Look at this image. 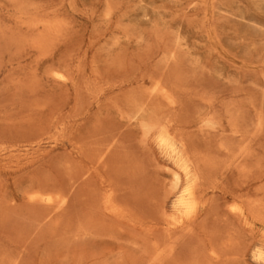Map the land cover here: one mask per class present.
Returning <instances> with one entry per match:
<instances>
[{"label":"rangeland","instance_id":"rangeland-1","mask_svg":"<svg viewBox=\"0 0 264 264\" xmlns=\"http://www.w3.org/2000/svg\"><path fill=\"white\" fill-rule=\"evenodd\" d=\"M15 1L0 0V264H264L246 254L260 239L259 226L225 213L228 189L208 196L215 215L209 207L180 233L167 230L175 168L144 134L145 125L170 116L191 143L214 154L220 145L256 138L258 154L249 164L255 177L245 183L252 192L262 188L264 178L253 182L264 176V0ZM58 70L67 80L53 76ZM161 78L174 106L148 95ZM205 118L211 127L200 133ZM110 126L129 141L117 155L124 163L117 174L131 185L127 217L97 212L101 173L80 179L89 167L86 141L110 135ZM142 134L148 138L141 141ZM36 188L72 191L70 203L58 209L31 202L27 195ZM155 243L174 250L154 256ZM212 250L221 258H210Z\"/></svg>","mask_w":264,"mask_h":264},{"label":"bare ground","instance_id":"bare-ground-1","mask_svg":"<svg viewBox=\"0 0 264 264\" xmlns=\"http://www.w3.org/2000/svg\"><path fill=\"white\" fill-rule=\"evenodd\" d=\"M15 1V0H14ZM16 2V1H15ZM33 8V7H32ZM33 13V12H32ZM21 17V16H20ZM34 17V16H33ZM35 18V17H34ZM37 20V19H36ZM55 20V19H54ZM18 21V20H17ZM33 21V19L31 20V22ZM22 22V21H21ZM24 22V21H23ZM54 23V21H51ZM25 23V22H24ZM28 23V22H27ZM33 23V22H32ZM63 23V22H62ZM26 24V23H25ZM31 23L29 22V25ZM34 24V23H33ZM38 25V24H37ZM31 26H33L31 24ZM48 27V26H47ZM63 29V28H62ZM50 34V33H49ZM51 36V35H50ZM48 37V36H47ZM56 38V37H55ZM42 39V38H41ZM47 39V38H46ZM54 39V38H53ZM48 41V40H47ZM45 53V52H43ZM122 67V66H121ZM107 71V70H106ZM54 73V71H52ZM110 72V71H109ZM112 75V74H111ZM47 76V75H46ZM56 79L61 80V81H65L66 76L60 72L59 70L57 72L54 73L53 75ZM67 80V79H66ZM150 80V78H149ZM163 79H156L153 82V87L150 90V93L148 95L152 96H161L163 97L167 103H169L168 105L170 106H174L175 104V100L173 95L170 93L169 90H167L164 86H163ZM15 85V84H14ZM37 85V84H36ZM95 88H97L95 86ZM39 89V88H38ZM145 90V89H144ZM172 90V89H171ZM98 91V90H97ZM149 91V90H148ZM31 92V91H30ZM104 92V91H103ZM147 92V91H146ZM96 94V93H95ZM100 94V92H99ZM103 94V93H102ZM121 94V93H120ZM32 95V94H31ZM101 95V94H100ZM99 95V96H100ZM123 95V94H122ZM146 96V95H145ZM130 97V96H129ZM202 97V96H201ZM97 98V97H96ZM128 98V97H127ZM37 99V98H36ZM129 99V98H128ZM201 99V98H200ZM211 99V98H209ZM133 100V99H132ZM112 101V99H111ZM110 101V103H112ZM213 101V99H212ZM239 101V100H238ZM109 102V101H108ZM107 102V103H108ZM136 102V101H135ZM134 102V103H135ZM241 102V101H240ZM133 103V104H134ZM211 103V102H210ZM136 104V103H135ZM142 104V103H141ZM147 104V103H146ZM132 106V105H131ZM142 106V105H141ZM117 107V106H116ZM143 108V107H142ZM229 108V107H228ZM136 109V108H135ZM214 109V107H213ZM212 109V110H213ZM211 110V112H212ZM230 110V109H229ZM119 111V110H118ZM210 111V110H209ZM208 111V112H209ZM233 111V110H232ZM120 112V111H119ZM230 112V111H229ZM259 112V111H258ZM122 113V112H121ZM120 113V114H121ZM141 114V113H140ZM62 115V114H61ZM68 115V113H67ZM70 115V114H69ZM122 117H126V115L123 116V114H121ZM189 115H191L189 113ZM216 115V114H215ZM203 116V115H202ZM128 117V115H127ZM170 117V116H169ZM167 117L166 118H159L157 119L155 122H153L150 125H145V133L146 135H150V138L153 139V143L156 146L157 150L159 151V153L165 157L175 168V171H171V169L169 171H171L173 173V181L172 184L170 185V192L168 194V197L165 195V197H167V199H169V196H171V204H172V210H173V214L171 216H169L166 219V224L168 227V231H182V229H184V227H187L188 224H191L194 222H196V220L199 218L200 214L203 212H206V216H208L207 214V210L209 209V207H211L210 209L213 210V212L209 211V215L212 217V214H214V211H218L216 210V203H215V207L213 206V201L209 198L208 196L210 194H216V192H223L225 190L228 189L227 194L228 197L225 198L226 201V205L227 208L225 210V213L230 216L233 217L235 219H237L239 222L243 223L247 226H259L260 228V239H257V243L252 244L251 246L247 247V252H250V256L252 255V257L258 261H262L264 260V184L262 186V188H260L258 186V190L257 191H251V187H249L248 185L246 186V178L250 177H255V176H250L252 175V171L251 168L249 166L250 162H252V160L254 159L255 155V145L257 148L259 147V141L258 143H256V138H252L251 140H245L243 142H241L238 145H235L234 147H228V146H224V145H220L216 154H214V151L209 147V145H204L202 146L199 142V146H197V142L195 143L194 140L190 141V137H188V135H191L190 133L188 135L181 133L180 129L181 126L178 125L176 122H174L173 120H169ZM174 117V116H173ZM211 117H215V116H211ZM58 118V117H57ZM69 118V117H68ZM218 118V117H217ZM56 119V117H55ZM131 119V118H128ZM174 119V118H173ZM175 120V119H174ZM68 121V120H66ZM130 121V120H129ZM51 122V121H50ZM99 122V121H98ZM211 119L209 118H205L202 119L197 126L198 130L201 131L200 133L204 132V130L209 129L211 127ZM216 122V121H215ZM64 123V121H63ZM220 123V122H219ZM230 123V122H229ZM62 124V123H61ZM83 124V123H82ZM100 124V123H99ZM98 124V126H99ZM196 124V123H195ZM233 124V122H232ZM49 125V124H48ZM102 124H100L101 126ZM258 125V124H257ZM264 125V124H263ZM50 127V126H49ZM115 126H113V129L111 128V130L109 131L107 129L108 133H111L110 135L107 136H103L101 138H95L92 139L90 141H86L87 144L85 145L86 151H89V153L86 156V160L89 161V167L87 169H84L80 179H84V178H91L94 176V174H99L101 173L100 176V180H99V191L97 192V199L96 202L94 201V203L97 204L98 207V211L96 209L97 212L100 213H104L110 217H127L128 214L130 216V211L129 208L131 206L129 199L127 198V194H126V186L125 185H130L129 181H127L126 184H124V182L121 179V175H118L117 171H119L120 167L124 164H121L122 161H120L119 158H117L118 155V150L121 148L120 145L123 143H127L125 140L128 141V139L126 137H124V140L121 139V137L118 134H114L117 130L119 131V129ZM126 127V126H125ZM219 127V125H218ZM261 127V125L259 124L258 129ZM263 127V126H262ZM58 128V127H57ZM56 128V129H57ZM77 128V127H76ZM96 127H94L93 130H95ZM107 128V127H106ZM223 128V127H222ZM241 129V127H239ZM49 129V128H48ZM63 129L64 132V127L61 128V130ZM80 129V128H79ZM97 129V128H96ZM102 129V128H100ZM126 129V128H125ZM224 129V128H223ZM226 129V127H225ZM99 130V129H98ZM112 130H116L114 133L111 132ZM122 130V129H121ZM212 130V129H211ZM210 130V131H211ZM231 130V129H230ZM236 130V129H235ZM97 131V130H95ZM94 131V132H95ZM100 131V130H99ZM105 130V126H104V130ZM117 131V132H118ZM197 131V130H196ZM237 131V130H236ZM257 131V129H256ZM261 130H258V132H260ZM263 131V130H262ZM261 131V132H262ZM116 132V133H117ZM212 132V131H211ZM239 132V131H238ZM242 132V131H241ZM24 133V132H22ZM221 133V132H220ZM231 133V132H230ZM236 133V132H235ZM104 134V132H103ZM102 134V135H103ZM130 134V133H129ZM142 134V135H144ZM223 134V133H222ZM233 134V132H232ZM43 135V133H42ZM61 135V134H60ZM124 135V134H123ZM231 135V134H230ZM228 135V136H230ZM257 135V133H256ZM72 136V135H71ZM90 136V135H89ZM195 138L197 137L194 134ZM253 136H255L253 134ZM40 137V136H39ZM60 137V136H59ZM146 136L144 135V137H141V141L143 140V138H145ZM146 137V139L148 138ZM226 137V136H225ZM243 137V136H242ZM260 137V134H259ZM20 138V137H19ZM18 138V139H19ZM61 138V137H60ZM63 138V137H62ZM131 138V137H130ZM222 138V137H221ZM5 139V138H3ZM23 139V138H22ZM208 139V138H207ZM2 140V139H1ZM8 140V139H7ZM10 140V139H9ZM15 140V138H14ZM40 140V139H39ZM63 140V139H62ZM130 140V139H129ZM145 140V139H144ZM4 141V140H3ZM55 141V140H54ZM57 141V140H56ZM125 141V142H124ZM221 141V140H220ZM79 142V141H78ZM85 143V141H83ZM129 142V141H128ZM80 143V142H79ZM83 143V144H84ZM209 143V142H208ZM264 143V142H263ZM82 144V143H81ZM212 144V143H211ZM261 144V143H260ZM17 145V144H16ZM77 145V144H76ZM128 146L130 145L131 148V144H127ZM146 145V144H144ZM19 146V144H18ZM84 146V147H85ZM14 146H6L5 149H13ZM78 148L80 146H77ZM82 147V145H81ZM80 147V148H81ZM120 147V148H119ZM126 146H124V149ZM1 148H4L3 146H1ZM216 148V147H215ZM84 149V148H83ZM1 150V149H0ZM27 150V149H26ZM123 150V149H122ZM129 150V149H128ZM81 151V150H80ZM79 151V152H80ZM11 152V150L9 151ZM78 152V153H79ZM85 152V150H84ZM124 153V152H123ZM123 153H120V155H122ZM134 153V151L131 153V155ZM82 154V153H81ZM20 155V154H19ZM22 155V154H21ZM130 155V154H129ZM11 156V154H10ZM9 156V157H10ZM14 156V155H13ZM79 156V155H78ZM83 157H85V155H82ZM124 156V154L122 155ZM128 156V153L127 155ZM135 156V155H134ZM161 156V157H162ZM136 157V156H135ZM140 157V156H139ZM29 158V157H28ZM262 158V157H261ZM133 159V158H132ZM145 159V158H144ZM144 159L142 161H144ZM19 160V159H18ZM86 160H84L86 162ZM126 160V159H125ZM135 160V159H134ZM263 160V159H261ZM82 161V160H81ZM260 161V160H258ZM19 162V161H18ZM33 162V161H32ZM128 162H130L128 160ZM141 162V161H140ZM135 163V162H134ZM134 163H132L134 165ZM257 163V162H256ZM260 163V162H259ZM121 164V165H120ZM136 164V163H135ZM120 165V166H119ZM129 165V164H128ZM127 168L130 170V165ZM139 165V164H138ZM257 165V164H256ZM261 165V163H260ZM15 166V165H14ZM124 166V165H123ZM142 166V165H141ZM258 166V165H257ZM119 167V168H118ZM159 167V166H158ZM140 168V165H139ZM258 169L260 168L257 167ZM256 168V169H257ZM123 171H125V168H122ZM121 169V171H122ZM257 169V170H258ZM7 170V169H6ZM126 173H131V171ZM146 170V169H144ZM148 170V168H147ZM146 170V172H148ZM255 170V169H254ZM106 172L109 175L108 176H104L102 173ZM256 171V170H255ZM258 171H261L260 169ZM263 171V170H262ZM262 171L259 174H263ZM257 172V171H256ZM29 173V172H28ZM79 173V172H78ZM133 173V172H132ZM144 173V172H142ZM252 173V174H251ZM123 174V173H120ZM125 174V173H124ZM147 174V173H146ZM257 174V173H256ZM254 174V175H256ZM126 175V174H125ZM233 175V176H232ZM235 175H237V178H235L234 182L230 183V178L235 177ZM79 176V174H78ZM129 176V175H128ZM145 176V175H144ZM250 176V177H247ZM257 176V175H256ZM263 176V175H262ZM257 176L254 180L253 183H260L263 181L264 176ZM130 178V176H129ZM240 178H243L242 182H240L241 180H239ZM245 178V179H244ZM126 179V178H125ZM131 179V178H130ZM148 179V178H147ZM127 180V179H126ZM253 180V179H251ZM95 181V180H94ZM146 181V180H145ZM248 181V179H247ZM44 182V181H43ZM65 182V181H64ZM86 182V181H84ZM88 182V181H87ZM132 182V181H130ZM135 182V181H133ZM138 182V181H137ZM168 182V181H167ZM244 182V183H243ZM39 183V182H38ZM129 183V184H128ZM248 183V182H247ZM40 184V183H39ZM76 183L72 184L71 187L75 186ZM93 184V183H92ZM136 184V182H135ZM228 184H230V187H228ZM41 185H42V181H41ZM62 185V184H61ZM64 185V184H63ZM62 185V186H63ZM87 185H90L87 183ZM137 185H139V182L137 183ZM144 185V184H143ZM65 186V185H64ZM93 186V185H92ZM91 186V187H92ZM66 187V186H65ZM95 187V186H94ZM131 187V185H130ZM90 188V187H89ZM256 188V187H255ZM56 189V188H55ZM55 189L53 191H48V190H43V189H38L36 188L31 190L27 197L28 200H30L31 202H34L36 204H42V205H46L48 206H52L58 209H62L65 206H67L69 201V196L72 194H70V192L72 191H67L66 193H61V192H55ZM58 189V188H57ZM56 189V191H58ZM60 189V188H59ZM63 189V188H62ZM61 189V190H62ZM50 190V189H49ZM94 190V188H93ZM91 191V189H90ZM128 191V190H127ZM133 193V192H132ZM167 194V193H166ZM139 195V194H138ZM90 196V194H89ZM92 198V196H90ZM140 197V196H139ZM214 197V198H213ZM213 197L211 196V198L214 199V201H216L215 196L213 195ZM221 197V196H220ZM90 198V199H91ZM131 198V197H130ZM135 199V198H133ZM29 201V203H30ZM148 201V200H147ZM167 201V200H166ZM210 203H212V205L210 206ZM218 203V202H217ZM95 204V205H96ZM220 204V202L218 203ZM94 205V206H95ZM165 205V203H164ZM136 206V205H134ZM219 206V205H217ZM96 207V206H95ZM96 207V208H97ZM215 209H214V208ZM42 208V207H41ZM54 208V209H55ZM135 208V207H134ZM146 208V207H144ZM131 209V208H130ZM136 209V208H135ZM218 209V208H217ZM100 210V211H99ZM141 210V209H140ZM143 210V209H142ZM135 211V210H133ZM219 211H221L219 209ZM136 212H138L136 210ZM134 212V213H136ZM143 213V211H142ZM147 213V212H145ZM165 213V210H164ZM105 215V216H106ZM134 215V214H133ZM133 215H131L133 217ZM215 215V214H214ZM217 215V214H216ZM205 216V217H206ZM218 216V215H217ZM107 217V216H106ZM131 217V219H132ZM137 217V216H136ZM136 217H133L134 219H136ZM108 218V217H107ZM143 218V217H142ZM150 218V217H149ZM216 217H214L215 219ZM110 219V218H109ZM116 219V218H115ZM114 219V220H115ZM128 219V218H127ZM140 219V218H139ZM206 219H208V217H206ZM142 220V219H141ZM227 220V219H226ZM117 222H121L118 221L116 219ZM144 221V220H143ZM198 221V220H197ZM123 222V221H122ZM205 222V220H204ZM201 222V220L199 221L200 224L204 223ZM229 222V221H228ZM125 223V222H124ZM127 223V222H126ZM233 223V222H232ZM165 224V225H166ZM223 224V223H222ZM59 225V224H58ZM205 227L207 225L203 224ZM217 225V224H215ZM233 225V224H232ZM197 226V225H196ZM199 226V225H198ZM197 226V227H198ZM227 226V224L225 225ZM239 226V225H238ZM244 226V225H242ZM131 227V226H130ZM156 227V226H155ZM193 227V226H192ZM196 227V228H197ZM233 227V226H232ZM154 228V227H153ZM194 228V227H193ZM204 228V227H203ZM215 230H219L220 233L222 230H220L221 227H215ZM219 228V229H218ZM236 228V227H234ZM224 230V232L222 231L223 236L225 235V229L222 228ZM229 229V228H228ZM245 229V228H244ZM186 230V229H185ZM235 230V229H234ZM178 231V232H179ZM192 231V230H191ZM227 231V230H226ZM237 233L239 230H236ZM184 232V230H183ZM187 232H189V230H187ZM202 232V231H201ZM205 232V231H204ZM203 232V233H204ZM210 232V231H209ZM230 232V231H229ZM228 232V233H229ZM235 232V231H234ZM242 232V231H241ZM172 233V232H171ZM177 233V232H176ZM180 233V232H179ZM214 233V231L212 232ZM218 233V232H216ZM214 233V234H216ZM218 233V234H220ZM233 233V231H232ZM246 233V232H245ZM150 234V233H149ZM152 234V233H151ZM206 234V233H205ZM188 235V234H187ZM231 235V234H230ZM238 235V234H237ZM238 235V237H239ZM211 236V234H210ZM218 236V235H216ZM229 236V234H228ZM253 236V235H252ZM184 237V236H183ZM209 237V236H208ZM221 237V235H220ZM235 237V235H234ZM248 237V236H247ZM256 237V236H255ZM219 238V236H218ZM222 238V237H221ZM221 238H219L221 240ZM227 238V237H226ZM208 239V238H207ZM206 239V240H207ZM212 239V238H211ZM225 239V238H224ZM240 239V238H239ZM156 240V239H155ZM197 240V239H196ZM229 240V239H228ZM237 240V238H236ZM256 240V239H255ZM159 241V240H158ZM164 241V239H163ZM202 241V239H201ZM208 241V240H207ZM215 241V240H214ZM223 241V240H222ZM151 242V241H150ZM213 242V241H212ZM226 242V240H225ZM230 242V240L228 241ZM242 242V241H241ZM160 243V242H159ZM209 243V242H208ZM211 243V242H210ZM214 243V242H213ZM221 243V242H220ZM161 244V243H160ZM174 244V243H173ZM222 244V243H221ZM224 244V243H223ZM155 245V249L156 252L154 254L157 255L158 257L164 256L165 254H171L173 252V245L169 244L167 248H163L161 247L159 244ZM166 245V243H165ZM212 245V244H211ZM229 245V244H228ZM227 245V246H228ZM232 245V244H230ZM237 245V244H236ZM250 245V244H249ZM209 246V245H208ZM221 246V245H220ZM185 247V246H184ZM212 247V246H210ZM221 247H224V245H222ZM229 247V246H228ZM233 247V246H231ZM227 248V247H225ZM239 248V246H238ZM154 249V248H153ZM211 249V248H210ZM212 249H214L212 247ZM219 251L221 248H219ZM233 249V248H232ZM224 250V249H223ZM241 250V249H240ZM233 251L235 256L238 255L235 252L239 253V251ZM225 252H227V250H224ZM153 252V251H152ZM176 252V251H174ZM207 252V251H206ZM223 252V253H225ZM157 253V254H156ZM209 253V251H208ZM207 253V254H208ZM244 253V252H243ZM242 253V255H243ZM176 254V253H175ZM175 254H173L175 256ZM205 254V253H204ZM228 254V253H227ZM233 254V255H234ZM241 254V253H240ZM212 255V257H211ZM210 255V258H214V259H220L221 255L219 254L218 256V252L213 251ZM226 255V253H225ZM241 255V256H242ZM249 255V254H248ZM153 256V257H154ZM169 256V255H168ZM173 256V258H174ZM209 256V255H208ZM234 256V258H235ZM246 256V255H245ZM15 257V256H14ZM207 258V256H204ZM227 257V256H226ZM238 257V256H237ZM251 257V258H252ZM233 258V259H234ZM240 258V256H239ZM222 259H223V255H222ZM237 261V258H235ZM235 259L233 261H235ZM247 259V258H246ZM230 260V257H229ZM242 260V259H241ZM15 261V260H14ZM14 261L12 263H14ZM228 261V260H227ZM246 261V260H245ZM219 262V260H218ZM254 263V262H253ZM262 264V263H261Z\"/></svg>","mask_w":264,"mask_h":264}]
</instances>
